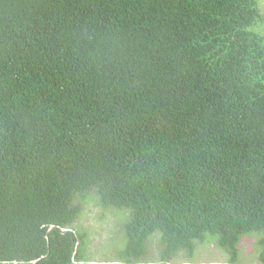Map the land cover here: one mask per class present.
Returning a JSON list of instances; mask_svg holds the SVG:
<instances>
[{"label":"trees","instance_id":"trees-1","mask_svg":"<svg viewBox=\"0 0 264 264\" xmlns=\"http://www.w3.org/2000/svg\"><path fill=\"white\" fill-rule=\"evenodd\" d=\"M259 1L0 0V264L83 263L91 194L124 264L252 232L264 264Z\"/></svg>","mask_w":264,"mask_h":264},{"label":"rangeland","instance_id":"rangeland-1","mask_svg":"<svg viewBox=\"0 0 264 264\" xmlns=\"http://www.w3.org/2000/svg\"><path fill=\"white\" fill-rule=\"evenodd\" d=\"M260 10L264 12V0L259 1ZM256 28V27H255ZM264 37V25L250 29ZM81 214L75 227L81 233H87L86 249H84V262L81 264H124L120 254L125 246L124 225L128 219L127 210H104L96 204L95 197L91 194L88 199L80 200ZM159 233L153 235V239ZM262 233L252 232L242 236L238 245L239 255L235 264H257L258 254L261 250L258 241ZM151 238V239H152ZM218 237H208L197 244L191 258L185 253L180 254L170 264H231L229 254L217 245ZM149 255L144 264H158L159 245L154 239L148 246ZM135 264V263H134Z\"/></svg>","mask_w":264,"mask_h":264}]
</instances>
